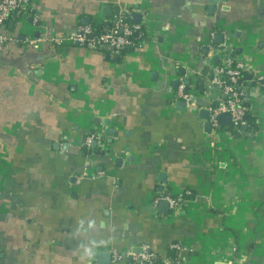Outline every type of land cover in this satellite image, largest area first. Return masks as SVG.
<instances>
[{"label": "crops", "instance_id": "crops-1", "mask_svg": "<svg viewBox=\"0 0 264 264\" xmlns=\"http://www.w3.org/2000/svg\"><path fill=\"white\" fill-rule=\"evenodd\" d=\"M22 1L0 51V264H135L142 244L169 264H264V0ZM132 12L145 38L121 55L50 41ZM216 34L245 63L243 133L199 115ZM187 78L202 84L181 110ZM186 189L179 210L152 204Z\"/></svg>", "mask_w": 264, "mask_h": 264}, {"label": "built area", "instance_id": "built-area-1", "mask_svg": "<svg viewBox=\"0 0 264 264\" xmlns=\"http://www.w3.org/2000/svg\"><path fill=\"white\" fill-rule=\"evenodd\" d=\"M22 4V0H0V51L5 48L7 42V35L3 31V25L14 15L21 14ZM135 34L145 36L146 33L141 24L130 23L127 17L123 15L110 21L109 24L106 23L99 31H95L91 24H86L80 26L70 35H54L50 38V41L61 43L67 40L70 43L84 44L89 48L116 56L124 53L126 48L134 46L132 36ZM225 42L215 47L217 63L210 67L207 77L203 80L205 89L213 97L212 104L207 108L209 112L208 119L211 123L212 131L216 132L220 128L216 120L217 116L221 113H228L230 115V125L226 130L229 133H243L248 113V105L246 104L248 92L243 85L245 63L242 59L226 51L227 44ZM195 77L197 76H193V78ZM177 96L181 97L187 104L192 103L191 89L188 90L182 80L177 87ZM94 141L99 152L107 149V146L104 145L105 134L103 131H91L84 138L86 146H91ZM190 196L191 192L188 189L179 195H172L169 192L160 193L154 196L152 204L155 205L159 200H163L168 203L172 211H176L187 203ZM139 248L140 252L132 254L135 264H169V261L158 263L156 254L151 251L147 244H142ZM169 249L175 252L174 260L176 261L181 259V254L185 250L180 243L176 242L170 243ZM120 259H122V255L112 251L111 264H116Z\"/></svg>", "mask_w": 264, "mask_h": 264}, {"label": "water", "instance_id": "water-1", "mask_svg": "<svg viewBox=\"0 0 264 264\" xmlns=\"http://www.w3.org/2000/svg\"><path fill=\"white\" fill-rule=\"evenodd\" d=\"M218 0H209V2H210V4H215L216 2H217ZM223 2H225V0H222ZM214 7L212 6V5H209V7H208V9L209 10H211V9H213ZM109 7H107V6H105L104 8H103V10H102V14L104 15V16H107V15H110V13H109ZM141 15H139V13H135V12H132V13H130L129 14V19L131 20V22L132 23H139V21H140V17ZM88 23V20L87 19H85L84 20V24H87ZM91 37V36H90ZM214 40L217 42V43H222L223 42V35H221V34H216L215 36H214ZM207 50V49H206ZM206 50H205V52H206ZM231 47H229V46H227L226 47V51H228V52H231ZM235 51L236 52H241V49H239V48H236L235 49ZM116 60H119V58H116ZM217 63V56H215V58H214V62H213V64H216ZM248 79H251V77H248ZM192 79H190V78H187V79H185V85H187V84H189V82L191 81ZM197 83H198V85H201L202 84V82L201 81H197ZM177 83L176 82H174V86L176 85ZM193 101V100H192ZM176 105H177V107L179 108V109H181V110H183L184 108H185V102H183V101H178L177 103H176ZM199 115H200V117L202 118V119H204L205 120V123H204V130H205V132L206 133H211V129H212V127H211V123H210V121H209V112H208V110L207 109H200L199 110ZM246 118H247V116H246ZM217 123L219 124V125H221V126H229L230 125V115L228 114V113H221V114H219L218 116H217ZM103 123L105 124V125H108L109 124V122L107 121V120H104L103 121ZM108 133L109 134H111V135H113L114 133H115V131L113 130V129H110L109 131H108ZM95 145H96V142L94 141L93 143H92V145H91V148L92 147H95ZM101 153H103V152H101ZM162 205H166L165 204V202H162L161 203ZM135 252L137 253V252H140V248H137L136 250H135Z\"/></svg>", "mask_w": 264, "mask_h": 264}, {"label": "trees", "instance_id": "trees-1", "mask_svg": "<svg viewBox=\"0 0 264 264\" xmlns=\"http://www.w3.org/2000/svg\"><path fill=\"white\" fill-rule=\"evenodd\" d=\"M18 15H14L13 16V18H16ZM10 20V19H9ZM109 24L110 23V21L109 22H105V23H101V24H99V25H95L94 23H91V25H92V27H93V29H95V31H99L102 27H104V25L105 24ZM132 38H133V41H134V46L137 44V41L138 40H140V39H142V38H145V36H139V35H133L132 36ZM130 49H132V47H129V48H126V50H130ZM245 73V72H244ZM246 74H244L243 75V79L246 77L245 76ZM195 84V86L197 87V80H191L190 82H189V84H187V86L189 87V85H191V84ZM247 104V103H246ZM244 129H246V130H250V129H252V128H256V125H255V123H254V121H253V118L251 117V115L250 114H248L247 113V118H246V125H245V127H243ZM174 256H175V252L174 251H172L171 252V255L169 256V258H174ZM157 257V256H156ZM157 262L158 263H160L161 262V260L157 257Z\"/></svg>", "mask_w": 264, "mask_h": 264}]
</instances>
